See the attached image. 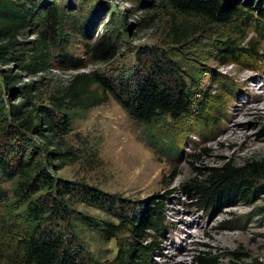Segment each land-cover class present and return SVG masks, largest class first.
Returning a JSON list of instances; mask_svg holds the SVG:
<instances>
[{
	"label": "rangeland",
	"instance_id": "374dc122",
	"mask_svg": "<svg viewBox=\"0 0 264 264\" xmlns=\"http://www.w3.org/2000/svg\"><path fill=\"white\" fill-rule=\"evenodd\" d=\"M51 1L63 12V34L62 43L51 46L53 55L46 67L37 68L30 58L43 27L42 10L14 42L0 49V143L13 140L10 132L19 127L35 166L55 178L84 180L133 200L170 194L168 228L156 234L161 248L152 264H193L199 248L212 251L223 262L236 252L242 264H264V178L250 198L238 195L231 205L219 202L206 209L183 189L196 167L207 171L227 163L264 161V16L244 4L246 0H225L237 2L246 12L227 23L179 13L166 0ZM258 1L253 0L254 6ZM229 35L239 46L255 45L259 55L222 63L224 51L219 46ZM102 40L111 45L109 53L93 54ZM4 44L7 41H0V46ZM61 46L79 63L65 60ZM145 47L146 53L153 50L168 56L182 77L200 84L198 100L208 93L205 111L194 104L189 114L156 126L153 137L112 95L89 109L74 106L67 97L64 111L72 116L69 126L62 122V112L53 110L58 127L43 123L39 129H27L13 111L24 101L26 110L54 107V96L66 92L80 73L101 71L117 77L132 73ZM27 84L29 93L22 88ZM202 114L208 115L206 122ZM195 153L200 157L194 159ZM15 183L0 172V188L10 197L1 208L0 264H22L19 241L27 227L5 214L6 205L14 200ZM71 205L96 217H109L82 202ZM79 234L74 241L90 264H103L116 255L117 239L107 240L100 230L82 224Z\"/></svg>",
	"mask_w": 264,
	"mask_h": 264
},
{
	"label": "trees",
	"instance_id": "16d2710c",
	"mask_svg": "<svg viewBox=\"0 0 264 264\" xmlns=\"http://www.w3.org/2000/svg\"><path fill=\"white\" fill-rule=\"evenodd\" d=\"M166 1L179 13L224 23L245 12L237 2L227 3L225 0ZM244 4L264 16L263 0H259L256 6L253 0H246ZM38 10H42L43 27L39 30V38L33 41L30 58L37 68H44L53 55L51 46L62 43L63 12L55 1L0 0V41L8 43L0 49L5 50L23 29L32 25L31 18ZM250 17L253 16L249 14L246 19L250 20ZM87 31L86 28L84 33ZM231 37L229 35L219 46L224 51L222 63L259 55L255 45L245 48L237 45ZM110 48L111 45L102 40L91 52L104 56ZM146 48L138 54V67L132 73L120 77L101 71L80 73L75 75L66 92L54 96V107L34 106L26 110L27 101H24L13 111L27 129H39L43 123L58 127L53 110L62 112V122L69 126L72 116L64 111L67 97L74 100V106L89 109L104 103L112 95L132 119L145 126L150 137L157 135L153 131L156 126L162 125L168 118L176 120L189 114L194 104L205 111L208 93H203L198 100L200 84L188 82L182 77L179 68L168 56L153 50L146 53ZM60 52L65 60L79 63V58L66 50V46H61ZM25 66L30 65L27 63ZM190 77L197 80L194 74ZM22 88L29 93L31 85ZM207 116L202 114L204 122ZM10 133L13 140L0 143V172L8 180L16 179L14 200L6 205L5 214L7 218H18L27 227L19 241L22 264H90L79 249L78 242L74 241V237H80V224L100 230L107 240L117 239L116 255L103 264L153 263L161 248L156 234L168 228L166 200L170 194L158 193L145 200H133L84 180L55 178L44 168L35 166L29 143L23 140L22 129L15 127ZM200 155L193 154L194 159ZM196 169V174L183 183V189L203 209L219 202L231 205V200L238 195L250 198L258 191L260 179L264 178V161L258 160L243 165L227 163L207 171H202L201 167ZM9 198V191L0 188V217L3 215L1 208ZM73 201L96 207L110 218L96 217L76 209L71 205ZM239 259L234 252V256L223 262L212 251L199 248L193 264H242Z\"/></svg>",
	"mask_w": 264,
	"mask_h": 264
}]
</instances>
